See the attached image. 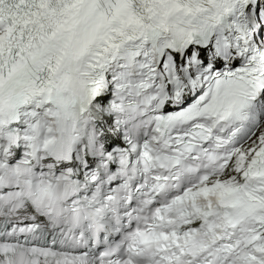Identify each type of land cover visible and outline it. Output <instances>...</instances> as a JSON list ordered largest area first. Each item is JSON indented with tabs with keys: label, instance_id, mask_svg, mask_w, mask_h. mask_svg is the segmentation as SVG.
Wrapping results in <instances>:
<instances>
[{
	"label": "snow or ice",
	"instance_id": "obj_1",
	"mask_svg": "<svg viewBox=\"0 0 264 264\" xmlns=\"http://www.w3.org/2000/svg\"><path fill=\"white\" fill-rule=\"evenodd\" d=\"M0 264H264V0H0Z\"/></svg>",
	"mask_w": 264,
	"mask_h": 264
}]
</instances>
